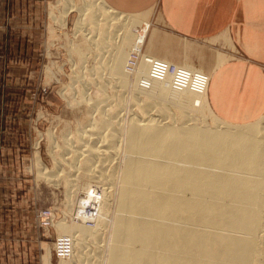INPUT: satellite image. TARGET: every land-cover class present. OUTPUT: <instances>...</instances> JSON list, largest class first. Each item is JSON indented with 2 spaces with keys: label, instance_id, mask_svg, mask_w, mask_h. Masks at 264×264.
Here are the masks:
<instances>
[{
  "label": "bare ground",
  "instance_id": "6f19581e",
  "mask_svg": "<svg viewBox=\"0 0 264 264\" xmlns=\"http://www.w3.org/2000/svg\"><path fill=\"white\" fill-rule=\"evenodd\" d=\"M91 8L87 20L94 29L84 23V13ZM76 9L81 15L75 24L78 33L86 31L84 37L92 46L100 39H105L103 45L110 42L97 49L102 58L98 62L107 73L95 72L102 81L110 80L97 88L111 96L90 99V90L85 94L86 87H81L80 100L87 95L86 108L98 111L100 118H90L87 128L61 147L63 154L52 151L56 171L67 175L68 211L78 201L73 203L81 186L99 191L94 197L97 213L85 212L91 199L84 197L83 205L75 206L80 223L57 224L58 237L72 240L71 256L60 264H264V115L251 124H230L209 107L207 86L201 93L190 87L176 91L170 76L143 89L139 84L148 80L150 62L161 60L152 56L156 47L143 52L149 23L113 10L104 0H87ZM102 14L104 27L99 32ZM153 38L151 34L150 41ZM135 40L142 41V48L134 55L137 59L130 60L134 72L127 73ZM189 51L177 49L180 60L168 64L211 79L212 61L206 66L198 59L199 69L191 68L186 64L192 56L185 55ZM163 53L174 54L173 49ZM222 55L219 65L227 61ZM118 90L124 91L122 95ZM37 169L49 176L47 182H55L53 173L48 175L40 165ZM85 179L90 189L81 183ZM110 214L113 219L108 222Z\"/></svg>",
  "mask_w": 264,
  "mask_h": 264
},
{
  "label": "rangeland",
  "instance_id": "374dc122",
  "mask_svg": "<svg viewBox=\"0 0 264 264\" xmlns=\"http://www.w3.org/2000/svg\"><path fill=\"white\" fill-rule=\"evenodd\" d=\"M32 1H37L36 18H33L36 21L37 34L35 35L36 37L34 36L35 38L32 39L33 46L30 48L31 51L29 52V57L27 58V60L33 58V64L30 68L29 64L28 67H26L25 63H17L16 68L13 70V73L20 79L18 80L17 84H13L11 86L10 90V92L14 96L9 97L8 99H6L5 97L4 101H2L7 105L12 104V106L17 105L18 103H26L28 105L29 110L25 115L27 129H23V137L21 143H14L16 149L18 150L16 151V155H12L11 158L6 157V159L3 161L2 168L0 169V184L2 185V193L0 197L13 200V202L17 204L18 202H20V206L22 207L21 210L23 211V214L27 217V219H29V216L35 219L37 228L40 229L43 233V251L41 252L42 264H60V260H57L53 256L52 252L55 237H58L59 235L58 229L56 227L57 224L60 223L67 226H76L77 224H79L80 221L75 218V206H77L78 202H76V200H79L80 195H82L83 193L87 194L85 191H92V194L97 195L94 197L98 198L99 191L97 189L91 188L89 180L85 179L81 183H86L87 189L91 188V190H85L81 186V188L78 189V192H76L75 194V201L73 203H76L73 204V206L75 205L74 208L72 207L73 210L68 211L66 204H64V180L67 175L65 173L56 171L57 166L55 163V154H63L61 147L65 149L67 144L72 143L78 136L79 131L84 127L87 128L86 125L90 123V118H100L98 111L92 112L89 111L88 108H86L87 97L90 96L88 98L94 99L96 97L109 98L111 96L110 91H104V89L101 90L97 88V86L99 85L101 86L102 84H107L110 82V80L106 79L105 80L108 82H103L105 80L103 79L102 81L99 78L100 75L97 74L99 71L106 70V67L102 68V66L100 65L102 58H100V61L98 56L101 57V55L100 51L97 49L102 48L103 50L102 46L109 44L110 42L108 41L103 45L102 42H104L105 39H103L104 41L100 39L98 41L99 43L97 42L95 43V46H92V44L84 37V33L86 31H80L78 33V30L75 28L76 21L81 16L76 8H78L83 3H86L87 0L86 2L85 0ZM29 2H31V0H29ZM70 7L72 8V11L70 10ZM92 11L93 9L91 8L90 11L84 13V23L85 26L89 29H94L95 27L93 23H89L90 21L87 20V18L90 17V13ZM159 11L160 10L154 9L151 10L150 13H146L143 15H130V18L145 20L150 25L148 34L146 36V42L143 52L147 53L151 51V49H154L156 47V50L152 51V56L157 59H163L165 62L170 63V61L176 59L180 60L179 57L176 58L177 49L179 51L182 48L185 50L190 49L189 52H185V55H192L190 56L191 60L186 61V64L191 66V68L199 69V66L201 65H199V62H203L204 65L207 66L209 65L207 63L209 61H212L209 65V69L212 68L210 70L211 72L209 74V78H211L213 75L212 73H214V71L222 65H219L220 56H223L222 54L227 55L225 56L227 58H224L227 61H225L224 63L228 62L231 59L230 54L227 52L231 51L232 53L234 51L232 44L229 46V48L227 47L228 49H218L217 47H210L207 49L199 48V43L184 39L176 34L165 31ZM103 16L105 17V15L102 14L101 21H99L101 22V25L97 27V31L99 32L104 27L102 21ZM155 21H158L159 23L157 24L155 23ZM87 23H89L88 25H90L91 28L87 25ZM33 27L35 26L33 25ZM114 27L112 26L111 29H109V32H111V30H114ZM151 34L154 37L152 41H150ZM155 41L157 45H154L153 42ZM98 44L102 46L100 47ZM149 44L151 45V47ZM197 46L199 50H193V48H196ZM141 48L142 41L135 40L127 58V65L125 67V71H127V73L134 72L135 69H133V67L130 68V60L132 58V55H137ZM171 49H173L174 54L172 53L171 56H164L163 51H171ZM81 52H83V57L82 55L80 56ZM103 60L105 61L106 59L103 58ZM175 64H177L178 66L181 65L179 61H176ZM94 67H99L102 69L99 70V68H95L93 70ZM95 70L97 73L95 72ZM29 72H31V74H29ZM104 73H107V70L106 72H103V76ZM95 80L99 82L97 83V81ZM210 80L211 79L208 80L209 82L207 84L206 94L208 105V88ZM87 86L88 88L90 86V88L88 89ZM81 87H86L87 90L85 94H87V91L90 90L89 94H87L88 96L85 95L86 99L85 97L83 98L84 102L80 100L79 91H81ZM76 91L78 93H76ZM103 91L106 95L103 93ZM118 91L121 93V95L124 92L120 90ZM126 91L125 101L127 102L124 103L126 105L124 107L125 111H123V113H125V117L123 115V117L125 118L124 132L127 128L125 126L128 125L126 112L129 105L128 98H130L131 96V88L129 87ZM118 95L120 94L118 93ZM216 116L220 118L218 115ZM223 121L236 125L247 124L233 123L227 120ZM257 121L258 119L256 120V122ZM207 122L210 123L208 120ZM20 145L23 147H20ZM56 145L59 147L54 148ZM52 151L55 152V154ZM39 165L43 167L46 172H48V175L53 173L52 175H55V177H57L55 178L53 176L54 178H52L55 180V182L49 183L46 181L47 175L44 177V175H41L40 171L37 169ZM94 197L89 198L91 199L90 202L94 205L95 208ZM78 205L82 206L83 204L81 203ZM42 210H50L53 213L51 220L52 226L44 228L41 227L38 215ZM94 212L97 213L96 210ZM108 217V222H111V218L113 219V217L111 216V214ZM106 240H108V237L106 238ZM106 253V250H104L102 255L103 259L105 258ZM90 259L91 258L89 257V259L87 260L89 261ZM69 264H71V262Z\"/></svg>",
  "mask_w": 264,
  "mask_h": 264
},
{
  "label": "crops",
  "instance_id": "0c3cea01",
  "mask_svg": "<svg viewBox=\"0 0 264 264\" xmlns=\"http://www.w3.org/2000/svg\"><path fill=\"white\" fill-rule=\"evenodd\" d=\"M104 1L126 15L160 10L165 31L197 42L199 48L228 49L232 44L234 51L227 52L231 59L211 77L210 108L233 123H251L264 115V0ZM36 4L0 0V169L6 157L16 155L14 143H21L27 129L28 105L2 101L14 96L10 90L20 79L13 73L17 63L33 64L27 58L37 34ZM20 205L0 197V264H42L43 233Z\"/></svg>",
  "mask_w": 264,
  "mask_h": 264
},
{
  "label": "built area",
  "instance_id": "2783aa9c",
  "mask_svg": "<svg viewBox=\"0 0 264 264\" xmlns=\"http://www.w3.org/2000/svg\"><path fill=\"white\" fill-rule=\"evenodd\" d=\"M134 59H137V56L132 55ZM151 68L148 76V80L141 81L140 86L143 89H148L153 82L162 81L167 76L171 77V87L176 91H181L187 87H190L192 91L196 93H201L207 86V79L201 75L193 74L186 70L176 68L173 65H170L162 60H152ZM90 192H86L80 195L78 204L82 203V198L84 197H94L97 196ZM96 192V191H95ZM83 196V197H82ZM82 197V198H81ZM85 209L88 215H94L93 211L94 205L91 202H86ZM53 213L50 210H42L39 212L38 219L41 227L52 226ZM89 225V224H88ZM53 256L57 260L68 259L72 253V240L69 237H55L52 248Z\"/></svg>",
  "mask_w": 264,
  "mask_h": 264
}]
</instances>
